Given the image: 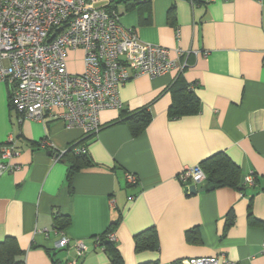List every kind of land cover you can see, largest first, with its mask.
<instances>
[{
    "label": "crops",
    "instance_id": "0c3cea01",
    "mask_svg": "<svg viewBox=\"0 0 264 264\" xmlns=\"http://www.w3.org/2000/svg\"><path fill=\"white\" fill-rule=\"evenodd\" d=\"M126 1L113 4L121 25L168 49L175 69L126 82L123 108L101 111L92 136L51 118L19 121L0 83V148L12 138L19 151L9 161L17 168L0 173V242L14 238L24 264H65L74 250L52 249L58 214L69 218L62 234L87 248L78 264H111L97 237L120 216L114 245L123 264L214 256L264 264V0H133L137 7L128 9ZM180 74L194 85L200 111L169 120L164 91ZM144 109L151 122L134 138L121 115ZM79 141L93 167L73 174L70 193L69 164L55 157ZM216 153L239 167L242 183L252 174L255 186L186 193L177 176ZM126 174L137 183L127 184ZM229 211L234 222L225 228ZM249 211L262 224L250 225ZM152 227L158 251L135 253L133 237Z\"/></svg>",
    "mask_w": 264,
    "mask_h": 264
},
{
    "label": "built area",
    "instance_id": "2783aa9c",
    "mask_svg": "<svg viewBox=\"0 0 264 264\" xmlns=\"http://www.w3.org/2000/svg\"><path fill=\"white\" fill-rule=\"evenodd\" d=\"M113 4L114 0H0V83L9 86L19 121L45 123L51 118L67 129L78 128L84 136H92L100 130L101 111L123 108L120 90L126 82L141 76L157 78L175 69L169 50L141 42L132 29L121 25ZM77 50L83 54V70L71 73L66 59ZM40 146L52 151L49 141ZM72 151L87 155L83 147ZM18 155L9 138L0 148V173L13 172L17 166L9 161ZM177 179L185 187L206 182L199 166L184 169ZM125 181L135 185L137 178L126 174ZM253 181L252 174L244 179L248 186ZM58 233L53 251L72 248L74 257L65 264H78L87 251L84 242ZM108 240L115 244L114 232ZM171 264L237 263L214 256Z\"/></svg>",
    "mask_w": 264,
    "mask_h": 264
},
{
    "label": "trees",
    "instance_id": "16d2710c",
    "mask_svg": "<svg viewBox=\"0 0 264 264\" xmlns=\"http://www.w3.org/2000/svg\"><path fill=\"white\" fill-rule=\"evenodd\" d=\"M128 4V2H131ZM128 8L137 7L133 0H127L125 3ZM171 96V104L167 111V117L169 120H174L186 116H195L200 111V101L194 93V85L187 84L182 75H178L174 81L165 89ZM121 122L125 123L129 129L132 137L136 138L140 136L151 122V114L147 110H141L134 113L121 115ZM83 141L70 144L63 154H60L61 159L67 161V182L69 184V191L72 192L70 187L71 177L74 173L81 170L93 167L91 160L87 155H76L72 151L74 147H81ZM30 146H37V144H30ZM53 153L52 151H50ZM59 156V154H56ZM200 169L206 177L205 186H212L213 189L229 187L238 189L243 192L246 189V184L242 183L241 171L237 165H235L225 154L216 153L212 156L202 160L199 164ZM257 179H254L252 187L255 186ZM185 188V186H184ZM264 191V189H262ZM250 209V208H249ZM120 216L111 222L109 228L99 237H97V245L104 250L111 262V264H123L122 258L115 248L114 243L108 240V235L113 233L120 223ZM55 229L58 232H62L69 224L68 216L55 215L53 217ZM234 222V216L232 211H229L225 228H229ZM248 222L250 225L262 224L258 222L249 211ZM264 225V224H262ZM193 233V232H192ZM134 251L140 253L143 251H158V237L155 228H149L143 232L136 234L133 237ZM24 253L18 248L14 238H5L0 242V264H24ZM55 263V262H54ZM155 264V263H146Z\"/></svg>",
    "mask_w": 264,
    "mask_h": 264
},
{
    "label": "rangeland",
    "instance_id": "374dc122",
    "mask_svg": "<svg viewBox=\"0 0 264 264\" xmlns=\"http://www.w3.org/2000/svg\"><path fill=\"white\" fill-rule=\"evenodd\" d=\"M66 64L68 65L69 69L71 71H73L71 73L82 72V70H83V54H82V52L80 50H77L75 52H69L67 59H66Z\"/></svg>",
    "mask_w": 264,
    "mask_h": 264
},
{
    "label": "water",
    "instance_id": "95a60500",
    "mask_svg": "<svg viewBox=\"0 0 264 264\" xmlns=\"http://www.w3.org/2000/svg\"><path fill=\"white\" fill-rule=\"evenodd\" d=\"M210 190H213V187L212 186H207V187H204V188H197L196 186L194 185H191V184H187L186 187H185V192L188 193V194H196L198 192H203V191H210Z\"/></svg>",
    "mask_w": 264,
    "mask_h": 264
}]
</instances>
